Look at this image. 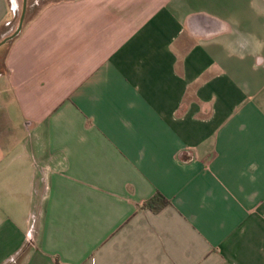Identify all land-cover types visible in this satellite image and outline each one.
I'll use <instances>...</instances> for the list:
<instances>
[{
  "label": "crops",
  "instance_id": "crops-1",
  "mask_svg": "<svg viewBox=\"0 0 264 264\" xmlns=\"http://www.w3.org/2000/svg\"><path fill=\"white\" fill-rule=\"evenodd\" d=\"M32 9L0 45V264H264V0Z\"/></svg>",
  "mask_w": 264,
  "mask_h": 264
},
{
  "label": "trees",
  "instance_id": "trees-1",
  "mask_svg": "<svg viewBox=\"0 0 264 264\" xmlns=\"http://www.w3.org/2000/svg\"><path fill=\"white\" fill-rule=\"evenodd\" d=\"M167 204H168V201L162 195L155 194L151 199L146 201L143 206L147 208L148 210H150L151 212L156 213L162 210ZM22 253H20L18 257L12 260L10 264H17Z\"/></svg>",
  "mask_w": 264,
  "mask_h": 264
},
{
  "label": "rangeland",
  "instance_id": "rangeland-1",
  "mask_svg": "<svg viewBox=\"0 0 264 264\" xmlns=\"http://www.w3.org/2000/svg\"><path fill=\"white\" fill-rule=\"evenodd\" d=\"M30 2V5L33 7L32 10H30L29 12V16H31L32 14H34L36 12V10H38L41 6L49 3V2H54L57 0H27ZM17 3V9H16V21H15V25L14 27L17 25L20 13H21V6H22V0H16Z\"/></svg>",
  "mask_w": 264,
  "mask_h": 264
},
{
  "label": "water",
  "instance_id": "water-1",
  "mask_svg": "<svg viewBox=\"0 0 264 264\" xmlns=\"http://www.w3.org/2000/svg\"><path fill=\"white\" fill-rule=\"evenodd\" d=\"M26 5H27V0H22L21 13H20V16H19V19H18L16 30L10 36H8L7 38L3 39L0 42V45H3L7 41L12 40L20 32V30L22 28V25H23L24 17H25Z\"/></svg>",
  "mask_w": 264,
  "mask_h": 264
}]
</instances>
